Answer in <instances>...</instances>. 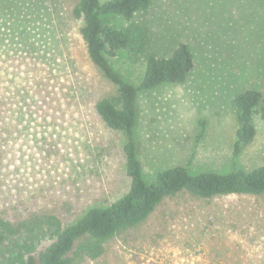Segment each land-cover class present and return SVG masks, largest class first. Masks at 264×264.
Instances as JSON below:
<instances>
[{"label":"rangeland","instance_id":"374dc122","mask_svg":"<svg viewBox=\"0 0 264 264\" xmlns=\"http://www.w3.org/2000/svg\"><path fill=\"white\" fill-rule=\"evenodd\" d=\"M74 2L0 0L5 218L50 212L71 222L129 188L124 135L107 128L94 109L95 100L116 86L88 58L81 22L70 12ZM133 20L147 27V51L167 56L185 43L194 60L183 83L160 84L136 96L134 131L143 178L151 182L157 171L175 165L193 173L264 165V112L253 116V140L233 153L234 96L248 88L264 92V0H151ZM103 21L125 23L119 16ZM108 60L124 79L139 83L143 58L131 63L119 50ZM260 203L247 195L215 198L177 218L157 244L119 245L105 264H264ZM248 216L253 223L245 221ZM234 219L241 220L243 231L233 230Z\"/></svg>","mask_w":264,"mask_h":264},{"label":"trees","instance_id":"16d2710c","mask_svg":"<svg viewBox=\"0 0 264 264\" xmlns=\"http://www.w3.org/2000/svg\"><path fill=\"white\" fill-rule=\"evenodd\" d=\"M150 1L75 0L70 10L72 17L81 22L79 33L91 63L116 86L114 93L95 100L94 109L107 128L124 135L122 152L130 180L128 190L106 206L82 210L71 222L50 212H32L12 219L0 215V247H5L0 264H105L115 256L119 245L157 244L171 233L177 218L191 216L197 206H206L215 198L247 195L255 198L256 205L264 201V165L249 170L196 173L184 165H175L157 171L151 182L143 178L134 131L136 96L160 84L183 83L194 68L192 53L185 43H179L167 56L147 51V27L133 16L146 9ZM108 16L122 17L125 23H106L103 18ZM119 50L131 63L143 58L139 83H130L109 63V57ZM233 104L236 155L255 136L253 116L264 112V92L244 89L234 96ZM245 221L253 223L250 216ZM230 225L240 232L245 229L240 219Z\"/></svg>","mask_w":264,"mask_h":264}]
</instances>
